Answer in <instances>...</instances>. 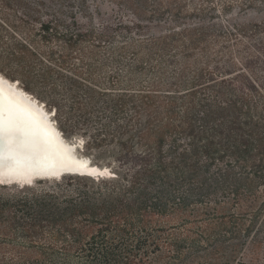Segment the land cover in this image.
Segmentation results:
<instances>
[{
    "label": "trees",
    "instance_id": "obj_1",
    "mask_svg": "<svg viewBox=\"0 0 264 264\" xmlns=\"http://www.w3.org/2000/svg\"><path fill=\"white\" fill-rule=\"evenodd\" d=\"M24 1L0 15L34 19ZM122 1L135 20L39 21L12 47L57 115L95 126V147L116 141V176L0 193V264H264V64L234 52L264 23L212 31L264 0Z\"/></svg>",
    "mask_w": 264,
    "mask_h": 264
},
{
    "label": "rangeland",
    "instance_id": "obj_2",
    "mask_svg": "<svg viewBox=\"0 0 264 264\" xmlns=\"http://www.w3.org/2000/svg\"><path fill=\"white\" fill-rule=\"evenodd\" d=\"M24 2H26V4L29 2L28 4L33 8L34 19L24 18L25 21H22L20 18L13 16L4 17L0 15V72L10 80L19 81L22 88L26 89L38 98L39 101L45 104L46 109L52 113V119L55 125L59 128L65 139L69 141H79L78 144L80 146L78 147V153L80 155L91 158L92 162L100 167L105 166L111 168V163L116 153V141L108 139L98 147L92 145V135L95 132V126L80 120L78 114L70 116L63 111L61 115H57L55 111L56 104H53V101H55L53 98L54 92L39 82V79L25 73L20 62L13 59L10 53L15 43L27 41L26 35L22 29H28L30 32L31 29L34 28L35 32L40 25L39 21H57V23L63 24L59 28L65 29L73 19L72 17L76 16L82 20L85 27L96 26L99 28L107 23L115 24L121 20L126 22L135 20L136 16L133 14L130 4L122 0H25ZM200 2L201 0H197V3ZM221 5L222 4L218 2L217 6L219 9H221ZM21 9L22 8H19L20 11ZM215 15L220 16V18L215 21L212 31L218 32V30L224 27L228 30L237 25H245L247 29H253L254 24L264 23V2L255 1L252 5H248L244 8L235 5L232 13L223 11L222 13L217 12ZM19 17H23L21 13H19ZM189 20L199 21L194 15H192ZM251 35L253 37L251 36L250 39L242 40V43L239 45L234 42V52L241 49H250L252 53L260 57V60L256 64L263 65L264 33H258L259 37L256 36L255 33ZM112 69L113 68L108 65L105 70L101 72L99 79L102 83L111 84L116 82V72ZM37 72L38 69H36V75L38 74ZM57 84L61 86V82L58 81ZM54 97H56V95ZM111 171L114 172L112 168ZM65 181L66 176L60 180H37L33 186H23L24 189L22 190L28 191L43 187H52L56 183ZM21 188L22 186L16 184H0V193L6 195L16 194ZM245 251L246 254L244 257L248 260L251 253V246Z\"/></svg>",
    "mask_w": 264,
    "mask_h": 264
},
{
    "label": "bare ground",
    "instance_id": "obj_3",
    "mask_svg": "<svg viewBox=\"0 0 264 264\" xmlns=\"http://www.w3.org/2000/svg\"><path fill=\"white\" fill-rule=\"evenodd\" d=\"M0 90L12 106L8 112L1 110L0 118L6 122L11 119L16 128L33 133L32 141L26 145L13 144L17 154L0 164V184L33 186L37 180H60L61 177L49 178L42 172L57 174L65 167L80 168L88 173L108 171V167H100L78 153L79 141L65 139L45 104L22 88L19 81L10 80L0 72ZM110 176L107 173L102 177Z\"/></svg>",
    "mask_w": 264,
    "mask_h": 264
},
{
    "label": "water",
    "instance_id": "obj_4",
    "mask_svg": "<svg viewBox=\"0 0 264 264\" xmlns=\"http://www.w3.org/2000/svg\"><path fill=\"white\" fill-rule=\"evenodd\" d=\"M18 84L17 82H15ZM12 110L11 103L9 99L3 95V93L0 90V111L4 110V112H8V110ZM2 119V118H0ZM3 120V119H2ZM4 121V120H3ZM4 123L7 125L8 122L6 120ZM33 139V133L27 132L24 128H16L14 127L13 134L11 136L5 135L2 138H0V164L7 163V159L14 158L17 154L16 148L13 147V144H19V145H26V143H29L30 140ZM14 156V157H13ZM17 161L16 159H13ZM90 161L92 162V159L90 158ZM19 166H22L20 164ZM21 169V168H20ZM97 172V173H96ZM94 173H88V171L82 170L80 168L76 167H65L62 168L57 174H49V172H42L45 173V175H49V178H63L66 175H72V176H90L94 178L102 177L103 174H111V176H116L114 172L111 171V168L108 167V171H96ZM13 176V175H9ZM19 182V181H18ZM24 184V183H23ZM23 187V185H22Z\"/></svg>",
    "mask_w": 264,
    "mask_h": 264
},
{
    "label": "snow or ice",
    "instance_id": "obj_5",
    "mask_svg": "<svg viewBox=\"0 0 264 264\" xmlns=\"http://www.w3.org/2000/svg\"><path fill=\"white\" fill-rule=\"evenodd\" d=\"M0 115H2V112H0ZM15 125L9 120L8 124L6 125L2 119H0V138H2L5 135L11 136L13 134Z\"/></svg>",
    "mask_w": 264,
    "mask_h": 264
}]
</instances>
